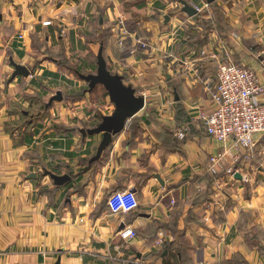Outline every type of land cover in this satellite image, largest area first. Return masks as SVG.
<instances>
[{"label": "crops", "instance_id": "1", "mask_svg": "<svg viewBox=\"0 0 264 264\" xmlns=\"http://www.w3.org/2000/svg\"><path fill=\"white\" fill-rule=\"evenodd\" d=\"M185 1L195 15L181 0H0V264H264V134L246 155L199 116L224 48L264 85V0ZM102 46L146 105L91 162L103 133L82 131L115 109L81 77Z\"/></svg>", "mask_w": 264, "mask_h": 264}, {"label": "built area", "instance_id": "2", "mask_svg": "<svg viewBox=\"0 0 264 264\" xmlns=\"http://www.w3.org/2000/svg\"><path fill=\"white\" fill-rule=\"evenodd\" d=\"M50 23L51 21L45 22L46 25ZM259 64L264 70V49ZM263 93L264 85L260 83L256 70L233 59L230 50L224 48L212 92L214 108L211 112L203 109L199 112L207 133L219 142L230 141L233 149H244L247 151L246 155H250L257 135L264 134V104L257 100ZM186 132L180 129L179 137L185 138ZM219 160V155L210 158L209 170L212 174H217ZM232 172L235 173L234 170ZM119 233L125 239L136 235L135 230L130 227Z\"/></svg>", "mask_w": 264, "mask_h": 264}, {"label": "water", "instance_id": "3", "mask_svg": "<svg viewBox=\"0 0 264 264\" xmlns=\"http://www.w3.org/2000/svg\"><path fill=\"white\" fill-rule=\"evenodd\" d=\"M209 3L214 0H207ZM183 10L193 16L198 11L187 1L181 0ZM98 67L95 73L82 75L81 77L88 82L90 90H93L98 84H102L107 89L111 101L115 104V109L110 115L103 117L102 122L96 127L83 129V133L94 135L103 133V139L100 142L96 155L91 162L98 160L105 149L111 145L114 137L121 133L127 126L129 120L135 117L142 109H144L145 97L137 95L136 89L130 85H126L122 75L113 73L109 68L107 61L103 55V46L98 53ZM18 74H29V71L23 66L17 67ZM63 95L58 92L51 100H61ZM57 185L64 184L71 180L70 175H57L49 173Z\"/></svg>", "mask_w": 264, "mask_h": 264}]
</instances>
